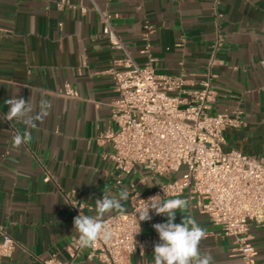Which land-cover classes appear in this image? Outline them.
I'll return each mask as SVG.
<instances>
[{
    "label": "crops",
    "instance_id": "obj_1",
    "mask_svg": "<svg viewBox=\"0 0 264 264\" xmlns=\"http://www.w3.org/2000/svg\"><path fill=\"white\" fill-rule=\"evenodd\" d=\"M60 2L0 0V228L16 242L12 256L0 264H40L49 254L67 260L66 245L77 236L67 198L85 203L86 214L95 215V199L102 198L105 187L113 193L131 185L148 191L177 176L151 177L140 168L119 176L104 158L111 145L98 138L112 128L111 69L121 54L101 33L97 10L110 12L114 29L139 65L149 61L157 74L181 76L187 89L200 86L219 33L210 113L240 111L242 125L224 131L225 149L264 155V0ZM65 83L76 97L60 93ZM10 98L30 102L34 115L47 100L48 115L35 128L7 120ZM25 131L31 140L15 147L14 137ZM123 206L127 210L128 199ZM189 212L206 230L199 247L213 264H242L231 237L206 215ZM150 214L141 233L158 236L153 224L166 218ZM175 222H181L179 213ZM248 234L255 264H264V226L251 223ZM130 261L154 264L152 253L132 255ZM73 264L101 263L80 256Z\"/></svg>",
    "mask_w": 264,
    "mask_h": 264
},
{
    "label": "built area",
    "instance_id": "obj_2",
    "mask_svg": "<svg viewBox=\"0 0 264 264\" xmlns=\"http://www.w3.org/2000/svg\"><path fill=\"white\" fill-rule=\"evenodd\" d=\"M97 12L101 33L110 48L121 54L113 60L111 69L115 92L110 112L112 128L98 138L111 145V152L104 158L119 176L137 168L151 177L177 176L158 182L148 191L131 185L127 210L104 218L114 232L110 241H97L84 253L75 246L77 236H73L66 245L67 260L49 254L39 260L40 264H73L80 256L88 262L132 264V255L152 253L159 238L142 235L140 229L148 221L139 225L138 210L156 195L162 200L187 199L190 209L206 215L224 236L233 239L242 264H255L248 230L251 223L264 226V155L255 157L225 149L224 131L242 125L240 111L233 116L210 113L215 95L213 80L217 77L214 56L222 46V37L215 33L200 86L187 89L181 76L157 74L149 61L139 65L114 29L110 12ZM147 49L148 44L144 51ZM60 93L69 98L77 96L69 83ZM67 201L75 216L80 209L87 215L85 203L70 198ZM15 247L16 242L0 228V259L10 258Z\"/></svg>",
    "mask_w": 264,
    "mask_h": 264
},
{
    "label": "clouds",
    "instance_id": "obj_3",
    "mask_svg": "<svg viewBox=\"0 0 264 264\" xmlns=\"http://www.w3.org/2000/svg\"><path fill=\"white\" fill-rule=\"evenodd\" d=\"M5 102L9 105V110L4 118L17 119L28 128H35L37 126L35 122L47 116L50 108L49 102L42 100L39 114L34 115L31 103L23 98H10ZM30 140L31 135L25 131L22 135L14 137V146L19 147ZM128 196L127 188L113 193L105 187L102 198L95 199L93 209L95 215H85L80 209L73 220V230L77 233L75 246L83 250L93 246L97 241H110L114 232L104 223V217L113 212L123 214L126 211L123 202ZM158 196L150 197L146 200L148 203L138 210L139 225L141 221H150L152 219L150 213L153 212L166 218L162 223L153 224L159 238L153 245L154 264H213L212 256L200 250L199 244L205 237L206 230L190 214L189 201L183 198L162 200L157 199ZM177 213L181 215L180 223L175 222ZM141 248L143 249V245Z\"/></svg>",
    "mask_w": 264,
    "mask_h": 264
}]
</instances>
